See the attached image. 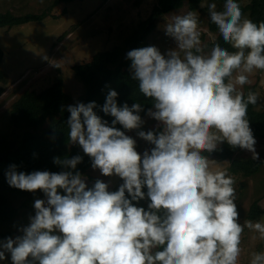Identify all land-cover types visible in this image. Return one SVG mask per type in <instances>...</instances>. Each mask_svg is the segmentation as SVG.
Returning a JSON list of instances; mask_svg holds the SVG:
<instances>
[{
  "label": "clouds",
  "instance_id": "1",
  "mask_svg": "<svg viewBox=\"0 0 264 264\" xmlns=\"http://www.w3.org/2000/svg\"><path fill=\"white\" fill-rule=\"evenodd\" d=\"M208 11L234 51L216 43L205 54L198 15L189 11L163 25L174 49L126 54L132 79L153 102L146 115L158 122L154 129L142 130L143 106H119L115 90L100 108L114 118L111 125L95 102L67 107L69 140L93 170L123 181L118 190L100 179L89 187L75 171L80 155L54 158L60 172L9 167L10 187L39 190L45 199L34 200L35 214L20 235L0 241V261L10 254L11 264H238L245 228L264 240V220L239 222L235 178L206 155L226 142L259 159L248 119L259 96L245 95L243 86L264 71V22L244 16L237 0H225L219 11L209 3ZM131 131L153 147L141 155ZM146 198L147 210L133 203ZM250 264H264V251L254 252Z\"/></svg>",
  "mask_w": 264,
  "mask_h": 264
},
{
  "label": "rangeland",
  "instance_id": "2",
  "mask_svg": "<svg viewBox=\"0 0 264 264\" xmlns=\"http://www.w3.org/2000/svg\"><path fill=\"white\" fill-rule=\"evenodd\" d=\"M57 1L0 0V13L11 11L18 16L49 13L47 18L39 22L0 28V48L5 57L2 64V77L3 84L7 87V91L0 98V140L4 139L0 141V154L11 149L8 135L14 131V128L10 123L9 111L22 92L30 88L46 89L63 82L65 92L71 96L73 102H78L84 96L85 90L73 71L74 65L90 62L95 54L110 51L115 47L128 49L129 40L135 29L141 22L152 18L159 0H75L69 4L61 2L55 4ZM208 4V2L203 4L201 10L195 13L200 21L202 42L209 48L217 35L209 29ZM217 10H220L218 6ZM189 11L186 4L181 9L157 17L155 28L142 47L156 46L162 53L174 49L176 43L165 34L163 25L172 16L184 15ZM245 16L255 23H258L260 19L258 14ZM207 47L205 49H208ZM250 80V84L243 86V91L248 86L255 87L259 96L257 110H262L264 109V74L257 70L250 76ZM117 88L118 83L114 82L101 95V100L106 99L109 90L116 91ZM144 120L145 125L142 129L144 131L154 129L158 123L148 117ZM127 135L136 139L137 151L141 155L145 150L153 147L139 139L135 131ZM255 149L259 158L263 160L264 135L256 139ZM252 159V153L243 149L234 156V160L239 163ZM216 162L215 168L227 170L235 178L237 196L235 202L238 207L239 222L243 224L245 220H251L248 213L254 202H258L264 210V163L261 165L260 172L245 176L240 170L234 169L233 160L225 162L217 160ZM93 172L95 174L90 177ZM84 178L88 186L93 185L97 179L110 183V191L117 184L123 183L119 177L101 175L98 169H92ZM0 197L8 198L19 210L16 219L0 224V233H11L13 238L21 234L19 229L27 226L29 217L34 216V200L45 199L43 192L39 190L32 193L16 188L15 190L0 188ZM149 202L146 198L139 203L138 207H144L147 210ZM262 220L264 215L258 221ZM241 248L242 253L238 264H250L254 252L264 251V240L259 238L257 232L245 228ZM0 264H11L10 254H6V259L0 261Z\"/></svg>",
  "mask_w": 264,
  "mask_h": 264
},
{
  "label": "trees",
  "instance_id": "3",
  "mask_svg": "<svg viewBox=\"0 0 264 264\" xmlns=\"http://www.w3.org/2000/svg\"><path fill=\"white\" fill-rule=\"evenodd\" d=\"M73 1L75 0H58L55 4H58V2L69 4ZM206 2H215L218 8L223 10L225 0H159L152 18L141 22L135 29L132 38L129 40L128 49L115 47L110 51L95 54L90 62L74 65L73 71L85 90L84 96L78 102L85 104L95 102L98 108L94 111L111 125L114 118L110 115H105L100 110L106 100H101V95L114 82H117L118 105L122 106L127 103L131 107L134 103H140L145 110L140 115L145 119L147 117L146 112L152 107L153 102L139 91L138 81L132 79L129 71L131 61L126 58L127 52L141 48L145 44L148 36L155 28V19L157 17L181 9L186 4L190 11L196 12L201 10L202 5ZM237 2L241 5L244 16L246 14L251 16L258 14L260 18L258 23L264 22V0H237ZM48 15L49 13L18 16L11 11L2 12L0 13V28H12L39 22L47 18ZM209 29L217 35V38L209 48L207 47L208 49H205V54L211 51V48L216 43H219L220 46L227 48L229 51H234L230 44L224 42L217 26L211 20L209 21ZM4 58V52L0 48V98L7 91L2 77ZM258 71L264 74V71ZM248 91L256 92L253 86L245 88V95ZM76 103L65 92L63 82L51 85V87L46 89L30 88L19 95V98L13 103L9 111L10 123L14 128V131L8 135V140L11 141V149H7L0 154V188L15 190V188L9 186L5 175L11 165H15L17 171L29 174L33 171L60 172L64 170L53 163L56 157L64 159L80 155L82 162L77 165L75 171L80 172L83 177L88 176L93 169L90 157L83 153L78 144H72L68 138L69 126L67 121L70 113L67 111V107ZM248 119L255 139L261 138L264 135V109L257 110L256 105H249ZM117 127L123 131L120 125H117ZM128 133L126 132V134ZM240 150L238 147L233 148L224 143L220 146V150L211 154L206 153V155H209L210 159H215V161L225 162L233 160L234 169L240 170L245 176L260 172L264 158L263 160L259 158L258 160L252 159L239 163L234 160V156ZM93 174L95 172L90 177ZM120 184H117L111 191L118 190ZM89 187H92V185ZM144 190L147 192L146 188ZM141 201L133 203L138 206ZM248 214L251 220L258 221L264 215V210H262L258 202H254ZM18 215L19 210L13 206L11 201L6 197H0V224L11 222ZM9 237L13 238V235L11 233H0V241Z\"/></svg>",
  "mask_w": 264,
  "mask_h": 264
}]
</instances>
